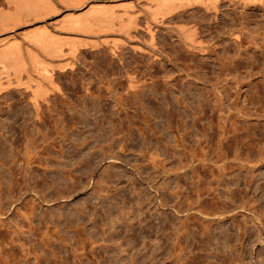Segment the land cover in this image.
Listing matches in <instances>:
<instances>
[{
    "label": "rangeland",
    "instance_id": "obj_1",
    "mask_svg": "<svg viewBox=\"0 0 264 264\" xmlns=\"http://www.w3.org/2000/svg\"><path fill=\"white\" fill-rule=\"evenodd\" d=\"M220 9L194 23L210 54L178 56L157 30L155 58L107 32L64 69L19 35L40 18L0 29V47L54 62L46 95L28 65L23 85L0 75V264H264V8L246 10L241 44L243 12ZM66 11L41 18L50 36H74L53 24Z\"/></svg>",
    "mask_w": 264,
    "mask_h": 264
},
{
    "label": "bare ground",
    "instance_id": "obj_2",
    "mask_svg": "<svg viewBox=\"0 0 264 264\" xmlns=\"http://www.w3.org/2000/svg\"><path fill=\"white\" fill-rule=\"evenodd\" d=\"M5 1L8 5L13 6L14 9L12 10V12H4V10L2 13L0 12V29L3 30L5 28V30L9 31L8 34H12V33H15L16 25H25L32 18H33V20L40 18V21H42L41 28L30 30V31L27 30L26 28L25 29L23 28L24 30H21L20 34L19 33L18 34L20 36L25 37V38L27 37L28 40L30 39L31 44L38 46L39 49L41 48L44 55H46L47 57H50L52 59H55V58L58 59V61L56 60L57 62H55V65L58 66L59 68L66 67L67 65L70 64V63H68L66 56H73L75 54L74 51H75V47L77 44H78V46L89 44L88 46L94 47L96 45V42H98L97 38L96 39H94V38L100 36L101 33L103 35H105V33H107V32H111L112 34L118 33V35L119 34L122 35L123 36L122 38L124 39L125 43L131 45L135 50L137 49V50L145 52L146 50L149 49L146 52L153 53L152 54L153 57L156 58L157 54H155V52H156V50H158L157 43H156V38L158 35H157L156 31L157 30H165L167 32V34L170 35L169 37H175V39H177L176 42L178 43V46H174V41L170 42V46H172L173 50H175V51L177 49L176 54L178 56H180L179 54L183 55L186 53L191 54V55L192 54L207 55V54H210V53L215 51V49H216V46L214 44L215 41H212L215 39L212 37V38L208 39V41H204V39L202 38L203 36H201V34H200L201 31H200L199 26L201 25L200 24L201 22H203L205 20H207V21L210 20L209 19L210 15L216 16L218 13H220V11H221L220 6L222 5V1H227L228 7L230 6V8H233V9L234 8L235 9H241V11L243 12L242 14H240V19L242 20V22L244 24L242 25V23H241L239 29L236 30L234 28L235 30H231L229 33L230 36L233 37V39H235L239 44L242 43L240 32L244 33V29L245 30L247 29L245 27H248V26H246L247 25V18H248V15L246 14V12H247L246 10L250 9L252 7L255 8L257 6H259L260 8H264V0H61V1L58 0L59 3L61 2L63 4H61V3L60 4H58V3L54 4L53 1H50V0H5ZM62 9L65 11L67 10L66 16L63 17V19L54 20L53 24H54V27L59 28L61 31L64 30V32H65V30H66V32H67L68 30L69 31L71 30L74 32V36H69V38H67L66 40L54 38L55 36H50L51 33H48L47 31H45L46 27L44 28V24H45L44 21H46V20H41V18H43L49 14H57L58 11H60ZM5 11H7V10H5ZM10 11H11V9H10ZM188 11H191V12L189 14H187ZM193 13L200 14L199 15L200 20L193 22V19H194ZM140 15L146 16V18L144 17L145 22L143 21L144 25L142 27L139 25L140 22L138 20V16H140ZM186 15H188V16H186ZM28 17H31V18H28ZM142 20H143V18H142ZM46 23L49 24L50 22H46ZM194 23L195 24L197 23L200 25H195ZM69 31L67 33H69ZM3 32H2V34H3ZM60 33H62V32H60ZM85 33L89 34V35L88 34L86 35V37H88V40L86 39L87 42L82 41V40H84V38L79 39V37L78 38L75 37V36L84 35ZM246 33L247 32H245L244 34H246ZM141 34H143V35L145 34L147 36V41L144 39H143L144 41L142 40V37L140 36ZM209 37H211V36H209ZM89 38H90V40H89ZM101 38H102V40L100 38H98V39H100V41L103 44H105L104 42H107V41H105L106 37L103 36ZM114 40H115V38H114ZM169 40H170V38H169ZM117 41H120V40L117 39ZM112 42L110 44H114ZM120 42H123V41H120ZM141 42H147L145 46H147L148 49L143 50L144 48L141 47ZM166 42H167V40H166ZM237 42H236V44H237ZM14 43H16V42H14ZM14 43L12 42L11 44H14ZM11 44H9V45H11ZM9 45L7 44L6 47H8ZM64 45H67L70 47V50L67 53H64L61 51V47ZM13 46L12 45L9 46L10 48L9 47L6 48L5 45L0 47V75L1 74L5 75L4 76V78L6 79L5 81H7V80L9 81L8 72H12L13 75L14 76L16 75L18 78V76H20V75H18V73L22 72V71H27V65H28L32 69V74L34 72L36 74V76L33 77L32 74L29 75L30 73L28 74V72H26L28 75L27 78L29 79L28 81H30V82H28V81L27 82L28 83L33 82L36 84L35 85L36 87L34 89H32L34 93H36V94L44 93L47 90V88L44 86V84L41 83V81H47L49 84H51V74L49 72L50 69H48V68L49 67L52 68L54 66V64H53L54 62L52 63L51 61H46V60H43L42 58H39V56H37L36 54L31 52L29 49L28 50H27V48L25 49V47H24L25 53L23 54L25 56V58H24V56H22V54L20 52L21 50L18 51L19 50V43H18V47H17L18 49L17 50ZM116 47L117 46H115V49H116ZM226 66H227V64H226ZM51 71H52V69H51ZM17 78H16L17 82L20 83L21 81L19 82V78L18 79ZM1 80H4V79H1ZM8 81H7L6 85L9 84ZM23 83L21 85H23ZM27 84L25 85L26 86L25 89L26 88L30 89V87ZM7 86H9V85H7ZM4 87L2 86V84L0 82V91L1 92H2V88L4 89ZM5 91H6V89H5ZM40 96H42V95H40ZM32 98H33V96H32ZM36 108H37V106H36ZM192 115H194V114L191 113V116ZM151 130H152V128H151ZM165 147H167V146H165ZM0 149H1L0 150V174H1L0 178H1L3 176L2 175L3 172H1V168H2V166H4L3 165V163H5L4 158L7 155L3 152V149L1 148V146H0ZM11 155H13V153L10 154V156ZM19 155H20V153H19ZM14 158L16 160V157H14ZM22 158H24V157H22ZM27 158H29V157H27ZM262 158H263V156L261 157V159ZM201 160L204 161L203 157ZM201 160H200V162H201ZM258 160H259V158H258ZM11 161H13V160H11ZM203 161L201 163H203ZM10 163L14 164L17 162H14V163L10 162ZM203 166H204V164H203ZM11 168H13V167H11ZM17 172L19 173V171H17ZM15 179H17V178H15ZM17 188H18V186H17ZM199 192H200V190H199ZM221 210H222V208H221ZM226 210H227V208H226ZM2 212H3V210H2ZM181 250H183V249H181ZM229 263H230V261H229Z\"/></svg>",
    "mask_w": 264,
    "mask_h": 264
}]
</instances>
